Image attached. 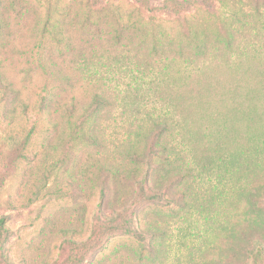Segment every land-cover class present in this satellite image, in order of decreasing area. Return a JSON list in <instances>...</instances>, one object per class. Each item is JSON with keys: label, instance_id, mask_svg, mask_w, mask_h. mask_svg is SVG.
Instances as JSON below:
<instances>
[{"label": "rangeland", "instance_id": "rangeland-1", "mask_svg": "<svg viewBox=\"0 0 264 264\" xmlns=\"http://www.w3.org/2000/svg\"><path fill=\"white\" fill-rule=\"evenodd\" d=\"M2 16L0 264L233 262L229 229L249 240L250 203L264 212V0H0ZM96 94L77 139L65 116Z\"/></svg>", "mask_w": 264, "mask_h": 264}, {"label": "trees", "instance_id": "trees-1", "mask_svg": "<svg viewBox=\"0 0 264 264\" xmlns=\"http://www.w3.org/2000/svg\"><path fill=\"white\" fill-rule=\"evenodd\" d=\"M16 3V1H14ZM18 5V3H16ZM7 21L5 18L2 16L0 17V44L3 42V34L6 33L7 30ZM231 36V34H229ZM225 39V38H224ZM225 41L228 43L230 40ZM105 99L96 94L94 95L92 101L89 103V105L83 109L81 113H78L72 106L70 107L69 111L66 114V120H76L73 122V126L75 127L73 130V133L76 136L77 139L84 138V136L87 134L88 140H93V133L91 131L84 132V128H88L90 126V121L93 120L98 114L101 109H103L105 105ZM72 122V121H71ZM158 137V135H157ZM157 139V138H155ZM27 143V140L25 141ZM158 146L157 140L152 141V144L150 143V147L154 148V146ZM230 160L233 161L236 157L235 155H230L229 156ZM228 159V160H229ZM103 173V185L106 190H109V179L114 177V174L105 170L102 172ZM145 183L149 184V180H146ZM154 184L155 182L152 181ZM105 191L102 192V197L105 196ZM161 191V189H160ZM111 192H108L110 194ZM107 194V193H106ZM154 199H157L154 197ZM250 211L254 215L255 219L258 221L257 223H260L261 227L257 228V234L250 235V239L246 237L245 234L241 233H236L234 228L229 229V232L227 234V239L230 242V246L232 248L233 254H232V261H228L226 264H233L235 261L238 264H248L247 263V258L251 259L252 264H259L260 261L264 258V249L261 247H257L254 250H249V252L246 251L248 249V245L250 243V240H253V238H258L264 240V212H262L259 208V206H255L253 203H250ZM228 231V230H227ZM260 231V232H259ZM5 233H6V228H5V218L1 217L0 218V251L2 248V244L5 238ZM97 238V237H96ZM246 259V261H245ZM222 262V260H218L214 262V264H220L219 262ZM213 264V263H212Z\"/></svg>", "mask_w": 264, "mask_h": 264}]
</instances>
